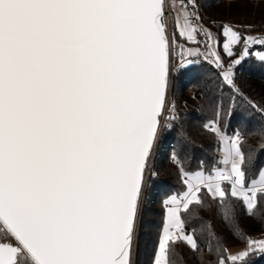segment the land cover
Listing matches in <instances>:
<instances>
[{
  "label": "snow or ice",
  "instance_id": "obj_1",
  "mask_svg": "<svg viewBox=\"0 0 264 264\" xmlns=\"http://www.w3.org/2000/svg\"><path fill=\"white\" fill-rule=\"evenodd\" d=\"M218 27L205 26L197 0H0V264H134L153 153L180 120L171 76L210 63L221 96L224 87L234 94L230 119L237 97L247 100L236 68L252 55L264 63V51L253 52L264 36ZM211 107L204 128L221 157L187 170L171 153L183 190L163 201L152 264H174L178 243L201 252L185 217L198 218L206 198L219 201L239 236L229 201L251 215L264 197V168L249 181L241 130L229 134L222 99ZM205 229L216 264L264 255V239L245 237L233 253L207 222Z\"/></svg>",
  "mask_w": 264,
  "mask_h": 264
},
{
  "label": "trees",
  "instance_id": "obj_2",
  "mask_svg": "<svg viewBox=\"0 0 264 264\" xmlns=\"http://www.w3.org/2000/svg\"><path fill=\"white\" fill-rule=\"evenodd\" d=\"M179 1V0H178ZM202 10L205 26L219 33L221 24H231L244 35L249 32L264 33V0H197ZM210 21H215L211 25ZM179 39V37H177ZM221 44L223 37H220ZM183 42V41H181ZM240 47L236 48L238 56ZM229 58L226 56L225 60ZM236 84L247 100L237 97L234 114L226 115L231 89L224 87L220 93V74L210 63L201 60L174 75L172 97L180 120L166 130L157 148V157L153 165L156 171L147 187V199L142 208V229L135 251V264H152L157 235L163 224L165 209L163 201L172 193L183 190L177 165L172 161L171 153L184 161L187 170H196L200 161L210 167L221 157L218 151L217 137L204 128L208 120L214 118L211 101L222 99L225 110L224 124L229 134L237 128L241 130L245 143L243 150L250 161L247 165L249 181L258 178V172L264 168V132L252 133L255 126L264 122V115L252 108L247 101H253L264 108V63L253 55L247 58L235 70ZM252 133V134H250ZM206 207L197 208V217L186 219L189 229H196L201 244V252L194 253L183 243L174 248V264H216L215 242L211 249L206 246L208 231L200 232L202 226L211 225V231L229 249L247 243L245 237L264 233V197L253 214H248L238 200H230L234 212L235 224L241 235L234 234V228L225 219L224 211L218 200L206 198ZM178 254V255H177ZM248 264H264V255H254Z\"/></svg>",
  "mask_w": 264,
  "mask_h": 264
},
{
  "label": "built area",
  "instance_id": "obj_3",
  "mask_svg": "<svg viewBox=\"0 0 264 264\" xmlns=\"http://www.w3.org/2000/svg\"><path fill=\"white\" fill-rule=\"evenodd\" d=\"M177 39H178V38H177ZM234 58H235V57H233V59H234ZM228 61H229V59L226 60V62H228ZM176 66H177V65H176V59H175V57H174V58H173V63H172V67H173V69H175ZM181 70H183V69H181ZM174 75H175V74H173V75L171 76V83H170V88H169V102H170V103H174V101H173V97H172ZM165 131H166V130H165ZM165 131H162V133H161V137L163 136V133H164ZM158 145H159V143H158ZM158 145H157V148H158ZM157 148H156V150H155L154 153H153V157H152V161H151V170H150V173H149V175L146 177V189H145V193H144V201H143V204H142V208H143V205L145 204L146 199H147V187H148V184H149L150 178H151V176H153V175H151V173L154 172V173L156 174V171L153 169V165H154V162H155L156 157H157ZM172 161H173V160H172ZM259 236L262 237V239H264V233L260 234ZM133 259H134V264H135V253H134Z\"/></svg>",
  "mask_w": 264,
  "mask_h": 264
},
{
  "label": "rangeland",
  "instance_id": "obj_4",
  "mask_svg": "<svg viewBox=\"0 0 264 264\" xmlns=\"http://www.w3.org/2000/svg\"><path fill=\"white\" fill-rule=\"evenodd\" d=\"M177 2H179V1L177 0ZM246 35L264 36V33H263V32H249V33L246 34ZM240 51H241V48H240V50H239V53H240ZM255 51H264V48H261L260 46H256V48L253 50V52H255ZM239 53H238V55H239ZM220 54H221L222 56H224V58L226 57L225 54H224V52H223L222 47H221V49H220ZM253 56L255 57V55H253ZM225 61H226V60H225ZM220 155H221V153H220ZM251 237H252L253 239H262V237H260L259 235H253V236H251ZM246 245H247V243L244 244V245L231 247V248H229V251L235 253V252H237V251L243 250V249L246 247Z\"/></svg>",
  "mask_w": 264,
  "mask_h": 264
}]
</instances>
